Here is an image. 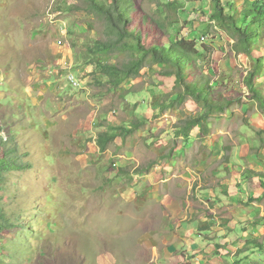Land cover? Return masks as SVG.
<instances>
[{
	"label": "rangeland",
	"instance_id": "374dc122",
	"mask_svg": "<svg viewBox=\"0 0 264 264\" xmlns=\"http://www.w3.org/2000/svg\"><path fill=\"white\" fill-rule=\"evenodd\" d=\"M169 1L131 0V26L140 30L147 44L165 42L162 34L175 31L195 39L205 54L200 64L210 75L214 92L234 98L225 113L209 119L212 126L207 121L209 137L222 136L234 147L236 142H264L263 133L255 137L246 130L241 138L235 133L240 125L264 126V113L243 81L255 60L231 49L233 40L218 32L206 0H178V9L169 7ZM102 29L103 23L88 12L85 0H0V136L7 145L14 141L20 158L32 163L31 168L12 170L6 177L5 210L17 217L19 228H12L1 244L0 264L164 263L144 258L146 246L138 237L147 230L146 224L124 219L114 195L124 180L121 176L107 180L96 165L98 158H107L106 152L91 153V147L97 129L117 132L137 120L136 110L141 115L149 110L153 129L147 130L148 138L138 136L134 147L119 149L115 143L108 147L113 152L131 149L139 161L170 156L181 140L177 126L201 109L189 110L187 104L193 101L189 97L169 106L171 99L165 96L172 90L164 92L168 86L155 82L164 76L147 63L134 84L128 78L108 89L94 64V73L88 72L95 56L91 50L106 38ZM96 57L101 62H120L125 53L108 58L96 52ZM69 74L80 83L72 85ZM155 83L164 85L163 93L155 92ZM147 86L149 95L143 91ZM146 140L149 151L140 152ZM81 141L86 145L82 151ZM115 160H108V167ZM248 263L264 264V260Z\"/></svg>",
	"mask_w": 264,
	"mask_h": 264
},
{
	"label": "crops",
	"instance_id": "0c3cea01",
	"mask_svg": "<svg viewBox=\"0 0 264 264\" xmlns=\"http://www.w3.org/2000/svg\"><path fill=\"white\" fill-rule=\"evenodd\" d=\"M138 79L128 83L134 84ZM157 81L168 87L160 88L155 83L152 86L156 93H163L162 89L171 92L172 77ZM148 87H143L146 94ZM165 97L171 99L173 95ZM196 107L193 101L187 104L194 113ZM149 112L145 110L141 115L136 110L133 117L140 121L137 129L125 138L117 136L122 141L116 137L110 143L119 144L121 149L122 145L134 147L138 136L148 138L147 130L153 129ZM206 123L205 133L197 126L187 134L179 133L181 126H177L181 140L166 159L159 157L161 154L139 161L131 149L113 152L108 146L100 151L94 138L91 153L106 152L107 157L98 158L97 169L106 174L107 180L118 176L124 180L114 194L124 219L132 224H146L147 230L138 237L146 246V260H161L163 264H249L250 260H264V142H236L234 147L230 142L224 143L222 136L209 137ZM246 130L255 137L264 134V126L240 125L235 130L236 138H241ZM100 131L103 130H96ZM80 147V151L84 150V141ZM145 148L149 151V140L143 142L140 152H145ZM111 158L116 160L108 167ZM138 166L140 170H136ZM117 167H125V171L120 172Z\"/></svg>",
	"mask_w": 264,
	"mask_h": 264
},
{
	"label": "trees",
	"instance_id": "16d2710c",
	"mask_svg": "<svg viewBox=\"0 0 264 264\" xmlns=\"http://www.w3.org/2000/svg\"><path fill=\"white\" fill-rule=\"evenodd\" d=\"M206 1L209 4V18L214 21L218 32L233 40L231 49L255 60L243 81L249 97L256 102L258 110L264 113V0ZM85 3L88 12L103 23L102 34L106 37L104 40L100 39L91 50L95 56L91 57L88 72L94 73V64L99 74L106 78L108 89L117 88L128 78L138 77L145 63L150 67L157 66L160 76L174 79L170 93L173 97L169 106L180 104L189 97L201 109L199 114L187 118L181 124L179 133L184 134L196 126L200 127V132L205 133L203 126L206 121L214 115L225 113L231 107L234 98H228L219 91L214 92L211 77L200 64L205 62V54L197 47L195 39L175 31L174 34H162L165 42L153 40L147 44L140 30L131 26V0H85ZM167 5L173 6V9L174 5L175 9L181 6L178 0H171ZM96 52L106 53L108 58L125 53V58L120 62H101L97 59ZM139 123L140 121H132L129 126L120 127L117 132H98L95 141L99 150H105L117 136L125 137L133 133ZM5 141L0 136V247L11 234L10 230L19 228L17 217L9 216L5 210L7 201L2 190L6 177L12 170L32 166L29 160L23 161L20 158L14 141L10 145ZM168 157L170 156L165 155L163 158ZM140 169V166L136 168ZM117 170L123 172L125 167H117Z\"/></svg>",
	"mask_w": 264,
	"mask_h": 264
},
{
	"label": "built area",
	"instance_id": "2783aa9c",
	"mask_svg": "<svg viewBox=\"0 0 264 264\" xmlns=\"http://www.w3.org/2000/svg\"><path fill=\"white\" fill-rule=\"evenodd\" d=\"M68 77H69V81L71 82L72 85L80 83V81L77 79V77H75L73 74H71V75L69 74Z\"/></svg>",
	"mask_w": 264,
	"mask_h": 264
}]
</instances>
